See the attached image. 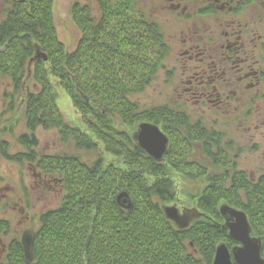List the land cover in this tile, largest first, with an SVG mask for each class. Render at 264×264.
Returning a JSON list of instances; mask_svg holds the SVG:
<instances>
[{
    "label": "trees",
    "instance_id": "trees-1",
    "mask_svg": "<svg viewBox=\"0 0 264 264\" xmlns=\"http://www.w3.org/2000/svg\"><path fill=\"white\" fill-rule=\"evenodd\" d=\"M53 3L4 0L0 7V88L8 81L12 96L22 90L19 102L31 132L17 138L24 150L11 153L3 134H14L16 122L1 128L0 120V155L59 175L63 183L58 206L39 217L34 260L26 261L21 238L15 237L0 264H213L218 244H238L225 226L222 204L246 212L252 235L262 239L264 257V173L252 179L221 152L231 145H213V151L205 128L174 118L168 106L147 108L134 99L155 79L169 52L161 28L137 10L135 0L77 1L71 13L81 37L69 51L59 39ZM31 66L38 89L24 91ZM52 78L71 96L88 132L65 121ZM144 121L162 125L170 136L165 159L174 170L206 182L197 207L210 219L197 213L181 227L166 216L164 206L173 202L175 187L165 160L157 162L138 146L135 129L122 128ZM40 128L56 129L64 143L71 140L77 150L99 156L38 153ZM199 144L204 160H189ZM101 153L116 159L107 162ZM123 191L130 208L118 202ZM10 224L0 221V232Z\"/></svg>",
    "mask_w": 264,
    "mask_h": 264
},
{
    "label": "flooded vegetation",
    "instance_id": "flooded-vegetation-1",
    "mask_svg": "<svg viewBox=\"0 0 264 264\" xmlns=\"http://www.w3.org/2000/svg\"><path fill=\"white\" fill-rule=\"evenodd\" d=\"M135 1L142 15L156 17L152 20L161 26L169 54L178 65L171 72L178 86L169 112L189 126L205 128L213 151V145H231L221 152L238 159L242 131L264 128V0ZM169 30L177 32L175 40ZM254 149L260 151L258 141ZM36 175L38 187L63 184L50 174ZM1 195L4 201L2 191ZM187 214L191 213L180 215L185 218L180 223H191L194 218ZM11 226L0 232V262L12 241L3 242L13 232Z\"/></svg>",
    "mask_w": 264,
    "mask_h": 264
},
{
    "label": "rangeland",
    "instance_id": "rangeland-1",
    "mask_svg": "<svg viewBox=\"0 0 264 264\" xmlns=\"http://www.w3.org/2000/svg\"><path fill=\"white\" fill-rule=\"evenodd\" d=\"M77 1L85 3L88 0H54L53 3L54 24L56 26L59 39L66 45V48L69 51L75 49L81 37V31L74 24L71 13L73 4ZM3 2L4 0H0V7L3 6ZM155 18L156 17H152L150 20L153 22L152 19ZM157 25L159 26V24ZM159 28H161V26H159ZM176 34L177 32L174 30L168 31V35L171 36V40H175ZM165 44L167 46L166 42ZM169 53H171L170 49L165 59L162 61L161 67L152 83L143 92L135 95L134 97V99L139 101L143 107H165L172 105L176 99L178 78H176L177 80H174L173 76H171V72L172 70L174 71L178 65L171 57L172 54L170 55ZM26 75V80L24 81V91L27 88L37 90L38 85L35 84L33 66L30 67ZM52 80L55 83V91L58 96L56 102L59 110L64 116L65 121L71 127L83 132H88V128L82 120V115L74 106L71 96L63 87L57 84L55 78H52ZM12 93L13 88L11 87L10 82L7 81L3 83L0 88V120L2 123L1 128H8V126H12L16 122L14 134L8 131V133L3 134V138L10 144V152L17 153L24 150V147L17 143V138L23 134H31V132L26 128L25 119L22 116L23 105H20L19 102L22 90L14 96H12ZM11 103H14L13 111L9 110ZM192 123L193 122L190 121V124ZM139 124L140 123L136 124L134 127L122 125V128L128 133L133 132L134 129L136 132ZM170 125L173 126V123ZM159 127L161 129L163 128L162 125H159ZM162 130L164 131V129ZM263 133L264 128H259L258 130L252 128L248 131V133L242 131V138H240V142L243 144L241 155L238 159H233L230 153L228 155V158L236 161L239 164V168L245 170L252 177V179H257L262 173H264ZM35 134L39 140V145L36 148L38 153L49 155L66 151L68 153H77L86 160H94L99 156L97 152L86 153L83 150H77L75 148V143L71 140L64 143L62 139H60L56 129L43 130L40 128L35 132ZM235 134L237 135V133ZM235 134L232 133L233 137L238 139ZM170 141L169 136V145ZM255 141L259 142V152L254 149ZM200 147V144L196 145L195 149L197 151L194 156H190L191 158L188 156L189 160L195 157L204 160V156L200 152ZM101 157L107 162H113L116 159L113 155L103 153H101ZM165 158L166 157L164 155V159L162 161L165 160L164 165L167 168V175L170 177L175 187V197L173 202L166 204L165 206L175 205L179 209L180 215L187 211L191 214H187L186 216H192L195 218L198 213L200 217L204 216L205 218L210 219L209 216H205V214L197 207L199 194L204 190L206 182L202 178H188L184 172L174 170L173 165ZM229 169L230 167H228V170ZM211 170V167H209L208 173ZM39 172L41 171H39L37 167L32 164L24 163L21 165L8 162L0 155V189L2 194H4V201H1L0 203V218L10 221L12 225L11 229L13 231L8 236L9 239H5L3 241L5 244L10 242V238H21V235L27 228L37 229L39 226L40 215L48 209L57 207L59 204V200L63 193L62 186L59 184L57 185V183H52V187H46V189L38 187L41 185V183L37 180L36 175ZM51 176L52 178L60 179L59 175L53 174ZM184 221L185 218H180V222ZM183 225L184 223H179V226L182 227Z\"/></svg>",
    "mask_w": 264,
    "mask_h": 264
},
{
    "label": "water",
    "instance_id": "water-1",
    "mask_svg": "<svg viewBox=\"0 0 264 264\" xmlns=\"http://www.w3.org/2000/svg\"><path fill=\"white\" fill-rule=\"evenodd\" d=\"M38 56H43L45 60L48 59L46 55L38 54ZM134 139L138 146L157 162L164 159L169 148V137L156 123L141 122L134 134ZM1 201L0 189V203ZM118 202L125 208H130L132 204L126 191L118 195ZM164 211L170 220L179 225L181 216L175 205L164 206ZM220 213L225 219V226L229 229L230 237L238 244L232 248H229L225 242L218 244L213 264H264L262 239L252 235V227L246 212L229 204H222ZM35 236L36 232L31 229L25 230L22 234L21 242L28 263L34 260Z\"/></svg>",
    "mask_w": 264,
    "mask_h": 264
}]
</instances>
